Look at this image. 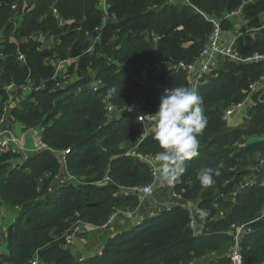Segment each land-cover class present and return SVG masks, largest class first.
Returning <instances> with one entry per match:
<instances>
[{
    "label": "trees",
    "instance_id": "16d2710c",
    "mask_svg": "<svg viewBox=\"0 0 264 264\" xmlns=\"http://www.w3.org/2000/svg\"><path fill=\"white\" fill-rule=\"evenodd\" d=\"M27 1L0 0L3 36L0 53L8 54L5 64L13 72L21 68L22 63L12 56L18 44L10 40H13L12 19L25 2L24 25L16 30L27 38L39 33L55 35L61 42L52 50H41L39 44L29 39L20 46L28 58V65L23 68L26 71L31 68L37 86L44 82L48 90L36 91L21 108L11 111L15 110L16 120L28 128H42V139L48 147L68 150L67 171L85 180L79 186L57 188V194L52 196L49 188L53 180L44 179V175L49 173L54 177L59 173L61 165L54 153L36 154L12 170H8L9 163L17 156H0V205L20 211L16 221L12 220L7 227V252L0 254V264H31L36 254L45 262L55 264H231L225 256L234 241L226 232L232 223L251 222L253 233L243 241V260L252 253L264 251V217H261L264 188L256 186L242 191L233 205L219 199L222 193L231 192L241 179L255 173L256 169L247 170L249 166H246L253 155H264V140L240 146L247 142L245 138L264 137V103L258 102L249 109L248 122L242 128L229 129L224 119V111L242 101L253 91L252 85L264 79V62H225L224 69H219L197 92L204 101L207 125L198 137V155L184 162L186 171L176 181L175 191L185 200L198 202L201 209L213 215L225 211L227 217L211 221L202 235H195L189 226L191 210L176 207L171 212L148 217L131 230H123L112 238L108 236L102 254L81 263L64 247V234L74 218L102 226L122 206L135 210L139 205L137 197H116L119 186L153 183L149 167L135 157H125L120 147L121 144L130 146L140 138L136 118L108 122L105 101L122 109L139 97L145 109L154 112L165 90L190 88L188 72L171 66L181 62L192 64L207 45L213 25L199 12L222 19L245 0H188L184 4H172L169 0H110L116 22L104 27L96 51L89 56L83 55L87 48L85 34H93L102 22L97 0H89L91 8L84 2L88 0ZM55 1L62 19L71 21L67 26L71 29L63 30L50 14ZM243 12L249 31H259L250 34L248 28L242 29L236 40L237 52L242 57L264 55V23L260 20L264 0L249 2ZM232 27L231 21H221L223 31ZM78 28H81L80 34L75 31ZM79 55L78 82L61 90H56L53 80L45 82L56 73V66L52 69L44 65L45 59ZM36 68L48 70L47 76L35 74ZM75 69V65L67 67L70 74ZM90 71L103 81V88L99 92L90 89L71 92L91 80ZM16 80L17 85L22 84L20 79ZM110 90L114 91L110 93ZM0 96H5L1 87ZM260 97L264 101V95L255 94L257 101ZM160 151L153 133L138 149L146 155ZM240 160L245 161L241 167ZM203 167H212L219 173L211 185H202L197 178ZM106 176L112 184L99 186L97 182ZM40 179L44 182L42 188ZM228 210L232 212L229 214ZM210 255L215 260L209 259ZM200 259L204 261L199 262ZM263 259L264 254H259L247 264H258Z\"/></svg>",
    "mask_w": 264,
    "mask_h": 264
},
{
    "label": "built area",
    "instance_id": "2783aa9c",
    "mask_svg": "<svg viewBox=\"0 0 264 264\" xmlns=\"http://www.w3.org/2000/svg\"><path fill=\"white\" fill-rule=\"evenodd\" d=\"M104 0H99L100 4L102 3ZM256 0H245L243 2V4L236 10L233 11L231 13H229L228 15H226L224 17V19H230L231 16H242L243 15V9L245 8V6L247 4H249V2H254ZM169 2H171L172 4H176V0H169ZM185 2H188V0H185ZM57 1L54 2L52 9L50 10V14H52L57 21L59 22V25L61 26V28L64 30L66 28L71 29V27H67L68 25L71 24V21L69 20H65L62 19L58 9H57ZM102 7V6H101ZM104 10V16H103V20L100 26L95 28V31L92 33L87 32L85 34V36L88 39V44H87V48L84 51L83 55L84 56H89L92 55L95 51H96V47L97 44L100 42L101 40V34L104 30V27L108 24V22L110 20H115L116 18L110 15V9H111V5H108L106 8L103 5ZM13 9H16V7H13ZM200 14H202L200 12ZM203 16L206 17V19L212 23L213 25V30L212 33L209 36L207 45L203 48L201 54H200V58L193 62L192 64H186L185 62H181L179 63L175 68L177 69H181V70H185L188 72V74H192L193 71L197 70V80H199L202 84L203 83H208V79L206 76V74L210 73L212 70V59L214 58H223L224 60H228L234 63H238V64H246V63H253V62H264V55H259L256 54L254 56L251 57H242L238 52L237 49L235 47V45H229L226 47H223L219 44V39H220V35L222 32V28H221V21L220 19H214V18H209L208 16H206L205 14H202ZM18 14H15L14 18H17ZM80 30L81 28L76 29L75 31L78 32L80 34ZM236 42V40H235ZM234 42V43H235ZM2 43V42H0ZM81 55L76 56V57H67V58H60V57H56L59 58V60L57 61L56 64V73L54 75L53 81L56 82L55 83V87L56 90L58 89H64L63 87V82L59 80L58 77V73L63 72L64 70H67V67H70L72 65H75L77 72L79 70V60H80ZM17 61L18 62H24L26 60V56L22 53H19V56L16 55ZM79 59V60H78ZM76 60H78V62H75ZM200 63H199V62ZM64 77L62 79H65L67 77L68 71H66L64 73ZM74 76L78 77V80L76 82H78L79 76L78 73H76ZM89 76L91 77V80L89 82H87L86 84L75 88L73 90H71V92H81L82 90H85V88H88V84H91L90 87L88 89L93 90L94 92H99V90H101L104 86V83L102 80L96 79L95 78V74L90 71ZM67 82L71 79L70 78H66ZM76 82L70 84L69 86L75 84ZM29 83H31V81L29 80ZM42 84V85H41ZM46 91L48 90V88L46 87L45 83L42 82L40 83V85L38 86H33L32 87H28L26 89H24L23 86H17L14 83H11L9 86H7L6 88V94L8 96L7 98V102L9 104H13L12 107H5L4 108V113H7L9 110H13L17 107L18 102L15 100L16 95H14L15 93H30L31 95L33 93H35L36 91ZM54 90V89H51ZM55 90V91H56ZM13 91H17V92H13ZM251 94L247 95L242 101H240L237 104H234L232 106H230L226 111V117H230V116H234L235 113L241 109L244 108V106L247 104V102L249 101V96ZM256 104H258V102L260 103H264V101L260 99L255 100ZM106 103V107H105V111L107 113V117L108 119L113 118V113H115L116 108L109 104L108 100L105 101ZM156 111L152 112V111H146V113H141L138 114L136 116V121L139 125L140 128V138L138 141V146L141 144V142L144 141V139L147 137L148 134L153 133V130L155 128V122H156V117L155 114ZM38 148H32L30 150L25 149L23 146H16L14 145L10 140L7 139H1L0 140V156H3L5 154H12L14 157L11 161L13 160H20L22 162V164L24 162H26L27 160H29V158H31L32 156H35L36 154H40L42 152H52L55 153L56 150L51 149L50 147H48L43 140L39 141L37 143ZM244 146H246V144H244ZM69 153V151H63L60 152V165H65L67 166V154ZM126 156H135L138 159L141 160H145L146 157L142 154H139V152H127ZM62 169H60L59 173L57 175H60L62 173V180L61 181H57V180L52 183V185L49 188V193L52 195H55L53 193H56L57 190L53 189L54 188H62V187H66V186H77L78 184H80V182H76L74 180H76V177L72 174H70L67 171V168L64 172H61ZM152 172L153 175L156 176L157 175V169L156 168H152ZM54 181V179H53ZM97 184L104 186V185H111L112 184V180L109 177H104V179L102 181L97 182ZM175 185H176V181L173 182L172 184H168L165 187H162V190H169L170 193L167 197V201L163 204L165 207V211L164 212H171L174 208L176 207H185L183 201H182V197L181 195H179L177 192H175ZM259 186L261 188H264V174H262L261 176H259L258 174V170L255 171V173L252 172V174L246 178V179H241L240 182L238 184H236V186L232 189L231 192H229L228 194H221L219 199L223 200L224 202H233L235 203L238 195L242 192L245 191L248 188H252V187H256ZM125 187H120L119 189H124ZM132 193H134L135 196H137L140 199V202L145 205L146 203H149L150 208H153L155 205L160 204L158 202V200L154 199L156 196V187H154V185H147V186H138L135 188H131L130 189ZM57 194V193H56ZM164 196H167L164 194ZM191 208V219L189 222V226L190 228L194 229L196 233H198L199 229L198 226L201 225V228H206L207 224L210 223L213 220H221L224 219L225 216L227 217V214L225 213V211H220L217 214L213 215L211 212H207L203 209H201L199 207V205H194L189 207ZM1 209V208H0ZM18 209V208H17ZM138 209V208H137ZM133 211V210H132ZM125 213H129V212H123ZM121 214V213H120ZM119 217V215L115 212L114 214H112L108 220L106 221L105 224H103L102 226H95L92 224H88L86 222H77L75 226L71 227L66 234H64V239H65V245L64 247H68L71 246L74 239L84 230L87 232H93V231H99V230H107L113 223H115V220H117ZM16 221V219L14 220V222ZM88 225V226H86ZM252 222L251 223H243L241 225H237V223H232L227 231V234L230 235V237L232 238V240L234 241V244H232V248L230 250L231 253V260H232V264H239L241 262V257H242V252H243V241L245 240V238L249 235L253 233V229L251 227ZM203 229V230H204ZM85 259L80 256L78 258V262H83ZM31 264H53V263H47L45 262L40 256L39 254H36L34 259L32 260ZM188 264H194L193 262H190Z\"/></svg>",
    "mask_w": 264,
    "mask_h": 264
},
{
    "label": "rangeland",
    "instance_id": "374dc122",
    "mask_svg": "<svg viewBox=\"0 0 264 264\" xmlns=\"http://www.w3.org/2000/svg\"><path fill=\"white\" fill-rule=\"evenodd\" d=\"M25 1L28 2L27 0H25ZM178 1L180 2V0H178ZM26 2L24 4L22 10L18 14V17L12 19V22H14L13 23L14 25H12L13 26V29H12V32H11L12 33L11 38H13V40H10V41H12V42L14 41V42H16L18 44L17 45L18 47L15 50V52L12 53V56L15 57V58H16V55L19 56V53H21V54L23 53V51L20 48V46L22 44H24L27 39L31 40L34 43L39 44L41 50H52V49L56 48L57 45H59L60 42H61L55 35H45V34H40L39 33V34H32L30 36V38H27V37H23L24 35H21L22 34L21 31L16 30L18 28H21V29L23 28ZM84 2H85V4H87L89 6V8H91L92 5L90 4L89 0L87 2L86 1H84ZM97 3H99V0H97ZM97 3H96V6L99 9L100 13H102V20H103L104 13H103L102 10H104V8H102V7L104 5L105 8H106L108 5H111L110 0H104L100 4H97ZM94 8H95V3H94ZM228 14L229 13H227L226 15H228ZM110 15L113 16L111 14V9H110ZM206 16H208V15H206ZM113 17H115V16H113ZM224 17L222 19H220V20L223 21ZM233 18L235 20L237 19L236 16H231L230 19H226V20L231 21ZM261 20H264V14H262ZM246 23L247 22L244 21L242 24H246ZM240 26H242V25H240ZM237 30H239V29L236 28V26L234 28H232L231 30L229 29V31H223L222 30L221 35H220V39H219V44L221 46H223V47H226L228 44H230V45L233 44L236 47V43H234V38H235V40H237V38L239 37V35L241 33L240 32L241 30H239L238 32H236ZM249 30L250 29H248L247 32L248 33L251 32L250 34L257 33V31H249ZM2 40H3V36L0 34V42ZM88 42L89 41L86 38V43L88 44ZM222 42L225 43V44H227V45H223ZM7 55L8 54L2 53V52L0 53V63L2 64V65H0V87L2 88V90L4 91L5 96H6V98H5V96H0V140L1 139H7V140H10L14 145L19 146L22 143L21 138L18 135H16V133L14 134V132L12 130V127L14 125H16L20 129L27 128L29 130V128L26 125H24L22 122H20L19 120H16V118H15V116L13 114V112H15V110L14 111H10L9 110L7 113H4V108L5 107H12L13 104H14V103L13 104H9L6 101L8 97H7V94H6V91L5 90H6L7 86H9L11 83L16 84L15 83V81H17L16 78L20 79L19 82L22 83L20 85H17V84L16 85L17 86H23L24 89H26L28 87H32L33 84H34V86H37L38 82H37V80L35 81L33 79V76L34 75H33V72L31 71V68L29 70H27V71L23 68V66H27L28 65V58H27V55L26 54H24L26 56V60L24 62H21L22 63L21 66H20L21 68L18 71H16V72H13V70L10 69V66L5 64V61L7 60V57H8ZM16 60H17V58H16ZM58 60H59V58H55L53 60L45 59L44 60V65L53 69L52 66H56ZM214 60L215 59L213 58L212 61H211V63H213ZM218 60H220L219 64H222L221 67H223V66L225 67V64H226L225 62H231V61H228V60H222L221 58L217 59V61ZM117 65H118V67H122V65L119 64L118 62H117ZM47 71L48 70L43 69V68L41 70L38 69V68H36L34 70V73L35 74H43V75H46L47 76ZM217 71L218 70L215 71V69H214L212 71V75L214 76V74ZM75 73H76V69L74 70L73 74H70L68 72L66 78L74 77ZM29 80L31 81V83H29ZM45 80H46L45 82L47 83L48 81L53 80V78H48V79H45ZM8 81H10V83H8ZM54 83H56V82H54ZM90 85L91 84H88V87H90ZM13 92H17V91H13ZM28 94L27 93H15L14 94V95H16L15 100L17 102H19L21 98H25V97H28V96L31 98L30 93H28ZM130 103H133L132 100H131ZM109 104H111V103H109ZM21 106L22 105H19V108H21ZM248 112H249V110H248ZM224 114H225V111H224ZM246 117L249 119V116H248V113H247V109H246V105H245L244 108L241 109V110H239V111H237L233 117H231L229 119L227 118L228 128L229 129L242 128L246 124V122H248L247 119H246ZM111 119H109V120H111ZM30 131L37 133L36 142L33 144L32 148H38L37 143L39 141H42L43 140L42 139V135L40 134V132L42 131V128L36 127V128H32ZM248 139H249L250 142H252V139H250V138H248ZM137 144H138V140L136 142H133V144H131L130 146L124 145V151H125L124 153L132 152V151L134 152L136 148H139V146ZM139 154H142L143 155L142 152L139 153ZM244 163H245V161L240 160L238 162V166L241 167L242 164H244ZM256 164L259 165V166L256 167L255 166ZM156 165H158V163H156ZM246 166H249L247 168V170H249V169H256V170H258V174H259V176H261L262 174H264V155H260V154L253 155V158L250 161L246 162ZM66 168H67V166L62 165V171L61 172H64L66 170ZM57 177H58V180H57ZM75 177H76V180H74V181L80 182V184H78L77 186L82 185L84 183L85 178H83V177H77V176H75ZM44 179H47V180H53L54 179V181L53 182H50V184L54 183L56 180L59 182V181L62 180V173L60 175H56L54 177H52V175H50L49 173H46L44 175ZM38 183H39V187L40 188H42V186H44V182H43L42 179L38 180ZM121 187H124V186H121ZM66 188H68V187H66ZM53 189L55 190L56 188H54V186H53ZM169 193H170L169 190L162 191L161 189L156 188V196H155L154 199L158 200L159 203H162V201L163 202H166L167 199H165L164 194L169 195ZM179 195H181L182 201H184L183 195L182 194H179ZM189 203L190 204H193V205H198V202L189 201ZM147 204H149V203H147ZM0 208H1L0 209V244H1L0 245V248H1L2 253H6L7 252V245L5 243L6 242V237H5L6 236L5 235L6 234V231L5 232H2V228L5 225L6 219H7L6 225L11 224L13 218L16 219L19 216L20 211H18L16 208H8L9 209L8 211L1 212L2 209H3V207L0 205ZM129 211H132V210H128V207L122 206L119 210L116 211V213L118 215H120V213H121V215H122L123 212H129ZM231 212H232V210H228V213L229 214ZM71 213L72 212H70L69 214H71ZM144 217L143 216H140V220H142L140 222H138L139 221L138 220L139 217L138 218H135V219H132L131 220L132 221V223H131L132 227H135V226L139 225L140 223H143L144 222V219H143ZM261 217H264V200L262 201V205H261ZM77 222L82 223L84 221L81 220V219H79L78 217H76V218H74V222H73V224H72L71 227L75 226ZM241 224H243V223H239L237 225H241ZM86 226H88V225H86ZM127 228H130V227H127ZM67 231L65 232V234L67 233ZM99 232L100 233L101 232H104V230L93 231V232H87V231H84L83 230L78 235L79 237L88 240V241H85V243L88 246L86 249L93 250L98 244H100L101 241L98 242L99 240L96 241L95 239H93V240H91V245H89V243H90L89 239L90 238H94L95 236H97V234ZM244 251L245 250H243V252H242V257H241V263L240 264H247V262H250L253 258H258V255L259 254H264V251H262L261 253H258V254L257 253H255V254L252 253V254L249 255V257L247 259H244L243 260V253H244ZM83 255H84V253H83ZM79 257L80 256H76L75 255V258L76 259L79 258ZM208 258L209 259H212L213 258V255H210ZM201 261H204V260H201L200 259L199 262H201ZM53 264H55V263L53 262ZM258 264H264V259L261 262H259Z\"/></svg>",
    "mask_w": 264,
    "mask_h": 264
},
{
    "label": "crops",
    "instance_id": "0c3cea01",
    "mask_svg": "<svg viewBox=\"0 0 264 264\" xmlns=\"http://www.w3.org/2000/svg\"><path fill=\"white\" fill-rule=\"evenodd\" d=\"M185 3V0H180V2L178 0H176V4H184ZM199 12V11H198ZM200 13V12H199ZM244 13V12H243ZM203 14V13H202ZM264 14V13H262ZM262 14H261V17H260V20L262 18ZM244 15V14H243ZM236 16V20L233 18L231 20L232 24H233V27L234 28L236 26V28H238L239 30L242 31V29L244 28H248V20L245 18V16ZM247 22L246 24H242L243 22ZM113 22H116L115 20H110L108 23H113ZM262 23H264V20H261ZM242 25V26H240ZM230 28V30L232 29ZM246 29V30H248ZM239 30H237L236 32H238ZM229 31V30H228ZM240 31V32H241ZM255 31H259V29L255 30ZM157 42V38L154 40V44H156ZM234 42H235V38H234ZM223 43V42H222ZM223 45H227L225 43H223ZM230 44H228L227 46H229ZM233 45V44H231ZM68 57H71V56H68ZM220 57L218 58H215L214 62L212 63V70L210 73L206 74L205 77H207L208 79V83L211 81L212 78H214L215 76L212 75V71L215 69L216 70H219V69H223V67H221L222 64H219L220 60L217 61V59H219ZM222 60H224L223 58H221ZM79 60V59H78ZM78 60H76L75 62H78ZM199 62V61H198ZM200 63V62H199ZM172 68H175L173 66H171ZM221 67V68H220ZM67 70H64L63 72H60L58 73V77L59 78H63L64 77V73L66 72ZM76 73L77 72V69H76ZM75 73V74H76ZM78 80V77L77 76H74V77H71V79L69 80L70 82H67V80L65 82H63V87L64 88H67L68 85L76 82ZM188 81L190 83V88L194 89L196 92H198L203 86L207 85L208 83H201L199 80H197V70L193 71L192 74H188ZM42 85V84H41ZM89 88V87H88ZM87 87L85 88L88 89ZM252 89L253 91L250 93L251 95L249 96V101L247 102L246 104V109H247V113H248V110L251 109V108H254L257 104L255 102V94L257 93H261L262 95H264V79L254 83L252 85ZM28 94V93H27ZM29 95V94H28ZM31 96V94H30ZM27 99H29V96L28 97H25V98H21L20 101L18 102L17 104V108H19V105L23 104V102H25ZM146 109H145V104H144V101L141 99V98H136L133 100V103H130L129 106H126L122 109H116L115 110V113H113V118L111 120H109L108 118V122L110 121H114V120H120L121 118L123 117H127V118H136V116L138 114H141V113H146ZM233 116H228L226 117V114H225V117L224 119L226 120V123H227V118H231ZM246 119L248 120V118L246 117ZM242 125V124H241ZM240 125V126H241ZM32 128H29V130L27 128H23V129H20L18 126L14 125L12 127V130L14 132V134L16 133V135H18L20 138H21V141L22 143L19 145L20 147H24L25 149H32V146L33 144L36 142V138H37V133L35 132H32L30 131ZM39 132V131H38ZM42 132V131H41ZM40 132V134L42 135V133ZM152 133L148 134L147 137L144 139V141L151 135ZM39 135V134H38ZM35 137V138H34ZM252 139V142L249 141V139L245 138V140L247 141L246 143L244 142L243 144H241L240 146L241 147H246L247 144H250V143H253V142H256V141H261V140H264V137H258V136H255L253 138H250ZM35 140V141H34ZM139 141V139H138ZM143 141V142H144ZM141 142V143H143ZM244 144H246V146H244ZM47 145V144H46ZM48 146V145H47ZM122 149H124V144H121L120 146ZM140 147V145H139ZM138 149L139 148H136L135 151L138 152ZM55 150V149H53ZM60 152H63L62 150H59L53 154L57 159L58 161H60ZM133 152V151H132ZM140 153V152H139ZM146 159L145 160H141V159H138L137 157L135 156H126V153H124V156L125 157H135V159H138L140 162H142L143 164H146L149 169H150V172H152V168H156L157 169V175L154 176L153 175V172H152V175H153V183L152 184H149V185H154V187L156 188H159L162 190V187H165L168 185L167 182H165L163 179H162V175L160 173V168H159V165H156V163L154 162V157L155 155H146V154H143ZM25 163V162H24ZM23 163V164H24ZM22 162L20 160H13V161H10L9 163V166H8V170H12L14 169L16 166H22L23 165ZM60 169H62V166H60ZM180 179V178H178ZM175 180V181H178ZM174 181V182H175ZM147 186V185H145ZM121 186H119L120 188ZM125 187V186H124ZM138 187V186H137ZM117 190L116 192V197H129V196H134V197H137L134 195V193L131 192V188H135V187H125L123 190L122 189H119ZM162 191H166L165 189L162 190ZM229 192L227 193H222V194H228ZM166 195V194H165ZM165 199H167L168 195L167 196H164ZM138 198V197H137ZM139 199V198H138ZM184 199V198H183ZM237 202V201H236ZM235 202V203H236ZM165 202L162 201V203L160 204H157L155 205L153 208H150L148 207L149 204H146V205H143L141 202H140V199H139V205L137 206V208L133 211H131L130 213H122V215L120 214L118 219L115 220V223H113L107 230H104V232H99L97 234V236H95L94 238H90L89 241V245H91V240L95 239L96 241L99 240L98 242H100V244H98L93 250L91 249H86L88 246L87 244L85 243V241H88L84 238H81V237H76L72 243L71 246H68V247H65L66 250H69L73 253V255L75 256H82L85 260L86 259H89V258H92V257H95L97 255H101L102 254V251L104 250V246H105V239L109 236V237H114L116 236L117 234H119L120 232H122L123 230H131L133 227L131 225L132 223V219H135V218H138L139 217V221H142L140 220V216H145L143 219L144 221L152 216V215H159L160 213L164 212L165 211V207H164V204ZM185 207H182V208H186L187 210H191V206H194L193 204H190L189 203V200H185L183 201ZM228 203H230L231 205H233V202L229 201ZM9 209L3 207L2 211L1 212H4V211H8ZM19 211V209H17ZM127 216V217H126ZM13 220H15V218H13ZM7 223V219H6V222H5V225L4 227L2 228V232H5L7 231V227L10 225H6ZM142 224V223H140ZM131 225V226H130ZM201 225L198 226V234H201L203 229L204 228H201L200 227ZM127 227H130V228H127ZM230 250H231V247L229 248V250L227 251L226 253V256L228 259H230L231 257V253H230ZM0 253H2L1 251V248H0ZM84 253V255H83ZM215 260V257L213 258Z\"/></svg>",
    "mask_w": 264,
    "mask_h": 264
},
{
    "label": "clouds",
    "instance_id": "9594fccd",
    "mask_svg": "<svg viewBox=\"0 0 264 264\" xmlns=\"http://www.w3.org/2000/svg\"><path fill=\"white\" fill-rule=\"evenodd\" d=\"M203 104V98L194 89L183 86L167 89L160 97L158 110L154 114L153 139L159 143L162 151L156 153L154 162L158 163L162 179L168 184H172L186 171V160L198 155V137L207 125ZM218 174L212 167H203L197 178L202 185L207 186L214 183V176ZM202 233L195 232V235Z\"/></svg>",
    "mask_w": 264,
    "mask_h": 264
}]
</instances>
